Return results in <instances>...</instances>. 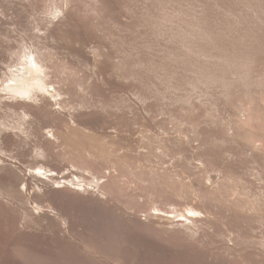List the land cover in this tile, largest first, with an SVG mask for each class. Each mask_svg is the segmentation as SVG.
<instances>
[{
  "label": "rangeland",
  "instance_id": "1",
  "mask_svg": "<svg viewBox=\"0 0 264 264\" xmlns=\"http://www.w3.org/2000/svg\"><path fill=\"white\" fill-rule=\"evenodd\" d=\"M261 95L264 0H0V264H264V210L259 212L264 200L260 206L253 199L246 202V191H240L243 197L238 193L246 178L243 168L257 176L247 173L252 183L261 180L254 187L264 191V113L256 114L264 108ZM246 98L250 111L242 104ZM202 111L210 115L201 117ZM247 112H252L247 114L252 122ZM175 117L186 125L177 124ZM231 120L236 125L243 122L247 129L253 126L250 130L256 135L241 124L234 125L236 129ZM187 122L196 124L188 127ZM176 125L183 133H177ZM191 127L195 131H189ZM228 130L234 135L228 136ZM147 135L163 140L167 147L149 138L156 145L148 144V149L161 145L164 156L155 148L158 157L153 158L154 150L147 155ZM257 140L263 147L256 145L254 150ZM92 149L99 150L98 156ZM252 149L257 150L255 156L247 153ZM118 160L130 166L125 164L126 169ZM133 165L162 178L166 172L175 176H166L169 182L160 176L150 180L148 171L140 167L137 173ZM193 166L197 172L202 168L203 175H194ZM129 169L136 172L135 179ZM159 170H166L165 176ZM224 173L243 182L234 183ZM142 175L152 185L153 179L161 186L169 184L162 192L166 186L170 191L171 185L178 186L175 180L184 184L164 195L156 181L159 188L145 179L144 185L158 193L138 185ZM201 176L213 177L208 185L224 184L223 178L225 183L232 181L234 185L226 183L232 187L239 184L234 189L221 185L227 192L232 189L234 200L226 194L232 208L225 201L226 191H219L218 184L207 186ZM197 179L204 182L198 183L201 189ZM242 185L240 190L246 188ZM253 188L248 187V194H253L249 198H264H257L260 192ZM172 193L187 195L174 199ZM232 201L242 207L234 208ZM222 203L235 209L234 214ZM189 207L196 213L210 210H201L199 219V214H189ZM237 210L248 214L247 222ZM205 211L210 212L207 219Z\"/></svg>",
  "mask_w": 264,
  "mask_h": 264
},
{
  "label": "bare ground",
  "instance_id": "2",
  "mask_svg": "<svg viewBox=\"0 0 264 264\" xmlns=\"http://www.w3.org/2000/svg\"><path fill=\"white\" fill-rule=\"evenodd\" d=\"M259 96H260V95H259ZM262 97H264V96L261 95V97H259L260 100H261ZM239 99H240V98H239ZM250 99H251V98H249V100H248L249 102H253L252 100H255V98H254V99L252 98L251 101H250ZM262 99H263V98H262ZM256 100H258V99H256ZM260 100L257 101V102H260ZM261 101H262V103L264 102V100H261ZM234 102H235V101H234ZM237 102H238V101H237ZM240 102H241V101H240ZM240 102H238V103H240ZM241 103H242V102H241ZM246 103H247V98H246L245 103H242V104L245 106ZM255 103H256V101H255ZM260 103H261V102H260ZM200 104H201V103H200ZM249 104H250V103H249ZM249 104L247 103V106H245L244 108L249 107V106H248ZM201 105H202V104H201ZM231 105H232V104H231ZM243 105H242V106H243ZM251 105H252V104H251ZM251 105H250V107H251ZM258 105L261 106V104H258ZM199 106H200V105H199ZM238 106H240V104H239ZM259 106H257V105L255 106V104H254V107H256V108H258V109H259ZM263 106H264V103H263ZM235 107H236V106H235ZM250 107H249V109H247V110L250 111V109H251ZM254 107L252 106V108H254ZM192 108H193V107H192ZM204 108H205V107H204ZM239 108H242V112H244V110H246V109H243V107H241V106H240ZM206 109H208V108H206ZM209 109H210V108H209ZM258 109H257V110H258ZM187 110H188V109H187ZM211 110H212V109H211ZM236 110H237V109H236ZM253 110H255V109H253ZM253 110H252V111H253ZM190 111H191V109H190ZM259 111H260V112H259ZM259 111H258V113H256V114H260V113H262V111H263V113H264V108H263V110H262V107H261V110H259ZM188 112H189V111H188ZM204 112L206 113L207 110L204 111ZM208 112H209V111H208ZM208 112H207V113H208ZM255 112H256V111H255ZM181 113H182V112H181ZM205 113H204V114H205ZM209 113H210V112H209ZM230 113H231V112H230ZM236 113H237V112H236ZM248 113H249V112L245 113L246 116H247ZM250 113H252V112H250ZM250 113H249V114H250ZM202 114H203V111H202ZM204 114H203V115L200 114L201 117H202V116L204 117V116H205ZM228 114H229V112H228ZM238 114H239V113H238ZM245 114H244V117H245ZM178 115H179V114H178ZM208 115H210V114H206L205 117H207ZM211 115H212V114H211ZM235 115H236V114H235ZM235 115H234V116H235ZM240 115H241V114H240ZM251 115H253V114H251ZM176 116H177V115H176ZM187 116H188V115H187ZM216 116H217V115H216ZM241 116H242V115H241ZM255 116H256V115H255ZM255 116H253V117H255ZM181 117L183 118V116H181ZM196 117H197V116H196ZM201 117H200V119H201ZM210 117H211V116H209V119H210ZM213 117H214V116H213ZM213 117H212V118H213ZM232 117H233V116H232ZM249 117H250V116H249ZM251 117H252V116H251ZM251 117H250V119H251ZM259 117H261V116H259ZM176 118H177V117H175V119H176ZM184 118H185V117H184ZM184 118H183V119H184ZM198 118H199V117H198ZM198 118H197V119H198ZM226 118H227V117H226ZM242 118H243V117L239 118V119H240L239 121H242V120H243ZM246 118H248V116H247ZM246 118H244V119H246ZM179 119H180V118H179ZM187 119H188V118H185L184 121L187 120ZM190 119H192V118H190ZM190 119H189V120H190ZM197 119H196V120H197ZM202 119H203V118H202ZM202 119H201V121H200V120H198V121L203 122ZM206 119H207V118H206ZM241 119H242V120H241ZM248 119H249V118H248ZM250 119H249V120H250ZM258 119H259V118H258ZM258 119H254V120H258ZM263 119H264V118H263ZM263 119H262V120H263ZM172 120H173V119H172ZM176 120H178V118H177ZM180 120H181V119H180ZM196 120L193 119L194 122H195ZM207 120H208V119H207ZM219 120H220V119H219ZM228 120H229V119H228ZM178 121H179V120H178ZM178 121H177V122H178ZM182 121H183V120H182ZM184 121H183V122H184ZM190 121H192V120H190ZM190 121H189V122H190ZM198 121H197V122H198ZM231 121H232V120H231ZM231 121H230V122H231ZM235 121H238V120H235ZM243 121H244V120H243ZM245 121H246V120H245ZM259 121H260V120H259ZM175 122H176V121H175ZM177 122H176V123H177ZM194 122H193V123H194ZM200 122H199V126H200ZM204 122H205V121H204ZM209 122H210V121H209ZM230 122H229V123H230ZM233 122H234V120H233L231 123H233ZM246 122H247V121H246ZM251 122H252V119H251ZM251 122H250V124H251ZM253 122H254V121H253ZM172 123H173V122H172ZM176 123H175V124H176ZM179 123H181V124H179ZM187 123H188V122H187ZM193 123H191V124L188 123V127H189L190 125L192 126ZM205 123H206V122H205ZM258 123H259V122H258ZM262 123H264V122H262ZM81 124H82V123H81ZM84 124H85V123H84ZM177 124H179L180 126H182V125L185 124V123L182 124V122L179 121ZM195 124H196V123H195ZM195 124H194V125H195ZM215 124H216V123H215ZM220 124H222V123H220ZM238 124H241V123L238 122L237 125H238ZM242 124H243V122H242ZM242 124H241L240 127L245 128ZM244 124H245V122H244ZM248 124H249V123H248ZM248 124H247V125H248ZM168 125H169V124H168ZM185 125H186V124H185ZM185 125H184V126H185ZM194 125H193V126H194ZM224 125H225V123H224ZM234 125H236V124L233 123L232 126H234ZM237 125H236V126H237ZM247 125H245V126H247ZM251 125H254V124H251ZM251 125H250V126H251ZM257 125H258V126H257ZM260 125H261V124H260ZM80 126H81V125H80ZM80 126H79V127H80ZM88 126H89V125H88ZM162 126H164V124H163ZM171 126H172V125H171ZM177 126H178V125H176V128H175V129H177V130L180 129V131H177V130H176L177 133H179V132L181 133V131L184 130V129L179 128L180 126L178 127V128H179V129H178ZM184 126H183V128H186V126H185V127H184ZM193 126H192V127H193ZM199 126H198V127H199ZM217 126H218V124H217ZM236 126H234L236 129H237V127L239 128V125H238L237 127H236ZM255 126H257V127L254 128V131H256V129L259 127V124H257V122H256V125H255ZM169 127H170V126H169ZM169 127H168V128H169ZM174 127H175V126H174ZM192 127H191V130H189V131H191V132H192V130H193ZM196 127H197V126H196ZM200 127H201V126H200ZM226 127H227V126H226ZM226 127H225V129H226ZM260 127H262V125H261ZM81 128H82V127H81ZM85 128H86V127H85ZM88 128L90 129V126H89ZM228 128H229V127H228ZM250 128L253 129V126L248 127L249 130H250ZM82 129H83V128H82ZM171 129H172V128H171ZM175 129H174V130H175ZM186 129H187V128H186ZM186 129H185V132H186L189 128H188L187 130H186ZM194 129H195V128H194ZM196 129H197V128H196ZM214 129H215V127H214ZM245 129H247V128H245ZM248 129H247V130H248ZM263 129H264V127H263ZM263 129H262V130H263ZM87 130H88V129H87ZM87 130H86V131H87ZM172 130H173V129H172ZM172 130H170V131H172ZM215 130H217V129H215ZM239 130H240V129H238V131H239ZM242 130L244 131V129H242ZM247 130H245V131H247ZM249 130H248V134H250ZM258 130L260 131V128H259ZM193 131H195V130H193ZM220 131H221V130H220ZM231 131H232V130H231ZM243 131H242V132H243ZM245 131H244V134H245ZM250 131L252 132V130H250ZM147 132H148V130H147ZM166 132H167V130H166ZM185 132H184V135H185ZM198 132H199V131H198ZM200 132H201V131H200ZM226 132H227V131H226ZM229 132H230V130H228V132H227L228 136H230V135L232 134L233 131L230 132V135H229ZM235 132H236V131H235ZM235 132H234V133H235ZM261 132H263V131H260L259 134H261ZM86 133H87V132H86ZM180 133H179V134H180ZM182 133H183V131H182ZM224 133H225V131H224ZM240 133H241V131L238 133L239 136H240ZM253 133L255 134L256 132H252L251 134L254 135ZM92 134H93V133H92ZM147 134H149V133H147ZM153 134H154V133H153ZM186 134H187V133H186ZM192 134H195V133H191V135H192ZM221 134H222V133H221ZM227 134L225 133V135H227ZM248 134H247V137H248ZM94 135H95V134H94ZM141 135H142V134H141ZM144 135H145V134H144ZM149 135H151V134H149ZM169 135H170V134H169ZM187 135H188V134H187ZM187 135H186V136H187ZM217 135H218V134H217ZM233 135H234V134H233ZM233 135H231V136H233ZM235 135H236L235 137L237 138V132H236ZM255 135H256V134H255ZM255 135H254V136H255ZM257 135H258V134H257ZM91 136H92V135H91ZM95 136H96V135H95ZM145 136H146V135H145ZM145 136H144V139H147ZM147 136H148V135H147ZM152 136H153V135H152ZM154 136H156V134H155ZM154 136H153V137H154ZM181 136H182V137H181ZM181 136H180V138H183V134H181ZM213 136H214V135H213ZM228 136H227V137H228ZM239 136H238V137H239ZM242 136L244 137L245 135L241 134V137H242ZM262 136H263V134H262ZM102 137H103V135H102ZM150 137H151V136H148V139H147L148 141L146 140L147 143L144 144V145L147 144V145L145 146L147 149L144 148L143 143L145 142V140L142 139V140L144 141V142L142 143V145H143L142 147H143V149H145V152H146V151H151V150H152V147L150 146L151 148H150V150H149V149H148V148H149V147H148V144H149V145H150V144L153 145L156 141H157L156 143H160L161 145H162V144L164 145L163 140H162V143H161V142H158V140H160V139L156 138L157 136L154 137V139H153V138L151 139ZM158 137H159V136H158ZM177 137H179V136H177ZM214 137H215V136H214ZM227 137H226V138H227ZM243 137H242V138H243ZM250 137H251V139H253L252 136H250ZM256 137H258V136H256ZM263 137H264V136H263ZM263 137H262V140H263ZM140 138H141V137H140ZM142 138H143V137H142ZM149 138L151 139V141L154 140V143L151 142V141H149ZM180 138H179V139H180ZM184 138H185V137H184ZM239 138H240V137H239ZM239 138H238V139H239ZM245 138H246V136L244 137V139H245ZM106 139H107V138H106ZM155 139H158V140L155 141ZM186 139H187V138H186ZM186 139H185V140H186ZM251 139H250V140H251ZM260 139H261V138H259V140H260ZM230 140H231V139H230ZM240 140H241V139H240ZM247 140H248V142H247ZM247 140L245 139V140L243 141V139H242V141H243L244 143H245V141H246L247 143H249V139H247ZM96 141H97V140H96ZM102 141H103V140H102ZM160 141H161V140H160ZM231 141H232V140H231ZM254 141H255V138H254ZM257 141H258V140H257ZM263 141H264V140H263ZM94 142H95V141H94ZM149 142H151V143H149ZM260 142L262 143V141H260ZM96 143H97V142H96ZM99 143H100V142H99ZM230 143H231V142H230ZM250 143H252V142H250ZM167 144H168V143H167ZM100 145H101V144H100ZM154 145H156V144H154ZM161 145H159L160 148L163 146V145H162V146H161ZM232 145H233V144H232ZM237 145H238V144H237ZM247 145H250L249 147L251 148V144H246V146H247ZM256 145H258V146H262V147H263V145H262V144L260 145V143H259V141H258V143L256 142L254 145H253V143H252V147H253L254 150H255ZM97 146H99V145H97ZM157 146H158V145H157ZM246 146H244V147H246ZM258 146H257V149H260V147L258 148ZM159 147H154V148H155V149H158L159 152H161V153H159L158 151L155 152L154 148H153L154 151H153V150H152V151L155 152V154L151 151V152H152V155L154 154V155H153V158H154L155 155H157L156 153H159L158 155H160V157H162V156L165 155L164 153H165L166 151L164 150V152H163V149H162V151H160ZM164 147H167V146L164 145L163 148H164ZM231 147H232V146H231ZM236 147H237V146H236ZM239 147H240V146H239ZM247 147H248V146H247ZM90 148H91V147H90ZM90 148H89V149H90ZM92 148H93V147H92ZM99 148H101V146H99ZM169 148H170V147H169ZM229 148H230V147H229ZM234 148H235V147H234ZM237 148H238V147H237ZM250 148H249V149H250ZM79 149H80V148H79ZM166 149H167V148H166ZM241 149H242V148H241ZM253 149H252V150H247L248 152H247V151H246V152L249 153V151H252V152H254V153H253L254 155H252V156H255L256 153H257V150H256V152H255V151H253ZM262 149H263V148H262ZM80 150H81V149H80ZM80 150H79V151H80ZM95 150H97V149H95ZM104 150H107V149L104 148ZM168 150H169V149H168ZM225 150H226V148H225ZM230 150H232V149H230ZM233 150H234V149H233ZM233 150H232V151H233ZM236 150H237V149H235L234 151H236ZM245 150H246V149H245ZM245 150H244V151H245ZM81 151H83V150H81ZM86 151H87V150H86ZM115 151H116V150H115ZM140 151H143V150H140ZM226 151H227V150H226ZM234 151H233V152H234ZM84 152H85V151H84ZM88 152H89V151H88ZM90 152H91V151H90ZM94 152L97 153V152H99V150H97V152H96V151H94ZM94 152H93V149H92V153H93V154H94ZM100 152H101V150H100ZM108 152L111 154L112 151H111V150H110V151L108 150ZM113 152H114V151H113ZM113 152H112V153H113ZM162 152H163V154H162ZM224 152H225V151H224ZM242 152H243V151H242ZM252 152H251V153H252ZM261 152H263V151H261V149H260V153H261ZM81 153H82V152H81ZM85 153H87V152H85ZM85 153H84V154H85ZM109 153H108V155H109ZM115 153H118L117 155H120L119 151H118V152H115ZM143 153H144V152H143ZM146 153H147V152H146ZM149 153H150V152H149ZM149 153H147V155H148L149 157L152 156V155H149ZM222 153H223V152H222ZM222 153H221V154H222ZM225 153H226V152H225ZM229 153H230V152H229ZM251 153H250V154H251ZM260 153H259V154H260ZM263 153H264V152H263ZM87 154H88V153H87ZM87 154H85V155H87ZM99 154H102V153H99ZM104 154H105L104 157H106V155H107L106 152H103V155H104ZM150 154H151V153H150ZM223 154H224V153H223ZM226 154L228 155V153H226ZM233 154H234V153H233ZM236 154H237V152H236ZM236 154H234V155H236ZM259 154H258V156H259ZM261 154H262V153H261ZM82 155H83V153H82ZM112 155H114V154H111V157H112V158H113L114 156H116V154H115L114 156H112ZM144 155H145V154H144ZM158 155H157V157H158ZM161 155H162V156H161ZM237 155H238V154H237ZM89 156H90L91 158L93 157V155H89V154H88L87 157H89ZM97 156H98V153H97ZM109 156H110V155H109ZM228 156H229V155H228ZM263 156H264V155H263ZM263 156H262V155L259 156L258 159H259V160H262V157H263ZM90 157H89V158H90ZM101 157L103 158V156H99L98 158H101ZM111 157H110V158H111ZM117 157H118V156H117ZM218 157H219V156H218ZM218 157H217V158H218ZM220 157L223 158L224 156H220ZM225 157H227V156L225 155ZM225 157H224V158H225ZM231 157H232V156H231ZM248 157H249V156H248ZM108 158H109V157H108ZM114 158H116V157H114ZM120 158H122V157H119L118 159H120ZM124 158H125V157H124ZM171 158H172V157H171ZM214 158H215V157H214ZM228 158H229V157H228ZM255 158H256V157H255ZM260 158H261V159H260ZM103 159H104V158H103ZM116 159H117V158H116ZM116 159H115V160H116ZM145 159H146V157H145ZM154 159H155V158H154ZM164 159H165V158H164ZM218 159H219V158H218ZM242 159H243V158H242ZM250 159H251V157H250ZM253 159H254V158H253ZM256 159H257V158H256ZM263 159H264V158H263ZM107 160L109 161V159H107ZM111 160H112V159H110V161H111ZM115 160H114V162L117 161V160H116V161H115ZM120 160H121V159H120ZM171 160H172V159H171ZM171 160H170V161H171ZM215 160H217V159L215 158ZM219 160H220V159H219ZM219 160H218V161H219ZM230 160H233V159H230ZM236 160H237V158H236ZM239 160H240V159H239ZM244 160H245V159H244ZM246 160H247V159H246ZM110 161H109V162H110ZM124 161H125V160H124ZM158 161H159V160H158ZM178 161H179V160H178ZM186 161H187V160H186ZM218 161H217V162H218ZM234 161H235V160H234ZM240 161H241V160H240ZM251 161H252V160H251ZM253 161H255V160H253ZM111 162H112V161H111ZM159 162H160V161H159ZM188 162H190V161H188ZM191 162H192V161H191ZM219 162H220V161H219ZM232 162H233V161H232ZM237 162H238V161H237ZM249 162H250V160H249ZM263 162H264V160H263ZM117 163H119V160H118ZM123 163H124V162H123ZM127 163H128V162H126V163H124V164H122V163H119V164H121L122 167H123V165L125 166V164H127ZM132 163H133V162H132ZM132 163H131V164H132ZM134 163H135V162H134ZM134 163H133V164H134ZM155 163H156V162H155ZM238 163H239V162H238ZM112 164L115 165L116 163H113V162H112ZM150 164H151V163H150ZM195 164H196V163H195ZM234 164H235V163H234ZM239 164H241V163H239ZM243 164H245V163H243ZM251 164H252V162H251ZM127 165L130 166V163L127 164ZM141 165H142V164H141ZM158 165H160V163H158ZM178 165H179V164H178ZM224 165H225V163H224ZM118 166H119V165H118ZM129 166H127V167H129ZM133 166H134V165H133ZM143 166H144V165H143ZM152 166H153V165H152ZM152 166H151V167H152ZM196 166H197L196 168H198V165H196ZM249 166H250V165H249ZM263 166H264V165H263ZM120 167H121V166H120ZM135 167H136V166H134L133 168L135 169ZM140 167H141V166H138V168H140ZM153 167H154V166H153ZM165 167H166V166H165ZM187 167H188V165H187ZM189 167H190V166H189ZM200 167H201V165H200ZM200 167H199V168H200ZM230 167H231V166H230ZM237 167H238V166H237ZM239 167L241 168L242 166L239 165ZM254 167H255V166H254ZM256 167H258V166H256ZM125 168H126V166H125ZM131 168H132V167H131ZM138 168L136 167V170H135V171H137ZM149 168H150V167H149ZM149 168H148V169H149ZM179 168H180V167H179ZM193 168H194V166L192 167V173H194L195 171L197 172L198 169L196 170V168H194V169H195V171H194ZM242 168H243V167H242ZM259 168H260V167H259ZM263 168H264V167H263ZM121 169H122V168H121ZM126 169H127V168H126ZM141 169H143V167H141ZM152 169H153V168H152ZM201 169H202V168H200L199 171H200ZM228 169H232V167H231V168H228ZM228 169H226V170H228ZM234 169H237V168L234 167ZM245 169H246L247 171H246ZM124 170H125V169H124ZM129 170H130V172H131V169H129ZM144 170H146L145 167H144L143 171H144ZM153 170H154V169H153ZM169 170H170V169H169ZM177 170H178V169H177ZM183 170H184V169H183ZM183 170H181V171H183ZM224 170H225V169H224ZM237 170H238V169H237ZM241 170H242V169H241ZM257 170H259V169H257ZM135 171H132V172H131V173L133 174L134 179H135V175H134V174L136 173ZM141 171H142V170H141ZM141 171L138 170L137 173H139V172H141ZM146 171H148V172L145 173ZM146 171H145L144 173H145V174H148V173H149L147 176L150 177V178H149L150 180H151L152 178L159 177V176H160L159 179H164V178L167 176V174H168V172H166V170H164V171H165L167 174H166L163 170H159V171L162 172V173L164 172V176H165V174H166V176H165L164 178H162L163 175H159V173H155V171H152V173L154 172V175H153V174H150V173H151L150 170H146ZM173 171H174V170H173ZM175 171H176V170H175ZM193 171H194V172H193ZM199 171H198L197 173H194V175H195V174H198V175H196V176L203 175V172H204V171L202 172V174L200 173L201 171H200V172H199ZM231 171H232V170H231ZM231 171H229V172H231ZM235 171H236V170H234V172H235ZM244 171H245L246 173H245ZM248 171H249V168H248V169H247V168H243V170L241 171V172L243 173V175H245L244 177H246V178L248 177L249 174H252V173H249ZM262 171H263V170H262ZM130 172H129V173H130ZM157 172H158V171H157ZM186 172H187V171H186ZM232 172H233V171H232ZM232 172H231V173H232ZM234 172H233V173H234ZM238 172H239V171H238ZM238 172H235V173H238ZM241 172L239 173V175L241 174ZM250 172H252V171H250ZM255 172H256V171H255ZM170 173H171V172H169V175H168L169 177L167 176L168 178H171L172 175L174 174V172H172L171 174H170ZM247 173H248V175H247ZM157 174H158V176H156ZM199 174H200V175H199ZM210 174H211V173H210ZM210 174H207V173L205 172L204 175H207V176H208V175H210ZM225 174H229V173H224V175H225ZM253 174H254V173H253ZM253 174H252V175H253ZM263 174H264V173H263ZM139 175H141V173H140ZM150 175H151V176H150ZM170 175H171V176H170ZM177 175H178V174H177ZM192 175H193V174H192ZM214 175H215V174H214ZM222 175H223V174H222ZM224 175H223V176H224ZM231 175H232V174H230V176H231ZM234 175H236V174H234ZM234 175H233V176H234ZM246 175H247V176H246ZM143 176L146 177V175H142V177H143ZM152 176H153V177H152ZM174 176H175V174H174ZM211 176H212V175H211ZM253 176H254V175H253ZM260 176H261V175H260ZM136 177H137V176H136ZM145 177L142 178V179H143V182H142V179H141L140 177H137V179L140 178V180H141L142 183H140V182H138L137 180H135V181H137L138 185L140 184V186H141L142 188H143L144 186L147 188V186H148L147 184L152 185L151 183L147 182V179H145ZM167 177H166L167 180H166V179H165V180H166L167 182L171 181V179H168ZM192 177H193V181H195V180H194V179H195L194 176H192ZM201 177H202V178H200V180L203 179V181H205L206 176H204L205 179H204L203 176H201ZM208 177H209V176H208ZM216 177H217V175H216ZM216 177H215V180H216L217 178H218V180H220L219 176H218L217 178H216ZM220 177H221V180H222V176H220ZM225 177L227 178L228 175H227V176L225 175ZM235 177H236V176H235ZM241 177L243 178V176L240 175V178H241ZM249 177H250V175H249ZM249 177L247 178V180H246V178L243 179V180H245L246 183H247L248 180H250ZM251 177H252V176H251ZM262 177H264V176H262ZM173 178H175V177H173ZM173 178H172V179H173ZM177 178H178V177H177ZM189 178H190V177H188V180H189ZM197 178H198V177H197ZM211 178H213V177H211ZM211 178H210V179H211ZM228 178H229V177H228ZM230 178H233V177L231 176ZM230 178H229V179H230ZM236 178H239V176L237 175ZM240 178H239V179H240ZM254 178L257 179V176H256V177L254 176ZM144 179H145L146 182H147V184H145V185H144ZM159 179H158V180H159ZM186 179H187V178H186ZM186 179H185V180H186ZM190 179H191V178H190ZM210 179L207 178L205 183H207V181L210 180ZM223 179L225 180V178H223ZM229 179H228V180H229ZM233 179H234V178H233ZM251 179H253V178H251ZM256 179H254L253 181L255 182ZM258 179H259V178H258ZM150 180H149V181H150ZM153 180L156 181V182H158L157 179H156V180L153 179ZM165 180H162L161 182H163V181H165ZM168 180H169V181H168ZM211 180L213 181V179H211ZM215 180H214V181H215ZM224 180L221 181V183L224 182V184L227 185V187H229L230 185H234V183H241V182H243L241 179H240L241 182H239V180H238V182H234L235 179H234V181H233L232 179H230V180H232L234 183L231 184L232 181H231V182H230V181H229V182H226V183H229V184H230V185H229V184H226ZM228 180L226 179V181H228ZM154 181H152V182H153V185H154ZM172 181H173V180H172ZM193 181H192V182L190 181V182L193 184ZM197 181H198V182H197ZM197 181H196V182H197V183H196V187L198 186V188L201 189V184H200V186H199L198 183L203 182V181H200V182H199V179H197ZM212 181H210V182H212ZM236 181H237V179H236ZM245 181H244V185H245ZM250 181H251V182H249V183L246 184L245 186L242 185V183H241L242 187L244 186V187L247 188V189H246V188H243V189H245V190H243V189L240 190L241 185L238 184V185L240 186V187H238V189H239V190H238V191H239L238 193H240V191H241V192H243V191L245 192V191H246L247 193H246V192H245V193L243 192V193L246 195L244 198H248V199H250V201H246V202H249V203H250V202L252 201L251 199H253V202H252V203H254L255 201H257V202L260 201V204L257 203V202H255L254 204H258V205L262 206V204H261V200H262V199L264 200V198H261V197H260L261 199L259 200V199H256V198H251V197H253V196H251V195H253V194H250V195L248 194V191H249V193H250L251 190H252V189H251V190H250V189L248 190V187H249V188H253V187H254V182L252 183V180H250ZM260 181H261V180H259V182H260ZM146 182H145V183H146ZM173 182H175L174 184L180 182L179 185H178L179 187H181L180 184H184L183 181H181V179H180V180H179V179H178V180H175V181H173ZM181 182H182V183H181ZM215 182H216V183H215ZM215 182H214V184H218V183H219L218 181H215ZM256 182H257V181H256ZM259 182L256 183V186H257V184H259ZM262 182H263V180H262ZM159 183H160V182H158V183H156V184H159ZM163 183H165L164 185L167 184L166 182H163ZM170 183H171V182H170ZM191 183H190V185L188 184L189 187H190V186L192 187L193 185H195V182H194L193 185H192ZM203 183H204V182H203ZM251 183L253 184V186H252V187H251V186H248V187H247V185H249V184L252 185ZM260 183H261V182H260ZM171 184H173V183H171ZM174 184H173V185H174ZM197 184H198V185H197ZM214 184L212 183V184H209V185H208V183H207L206 185H207V186H210V185H211V186H214ZM219 184H220V183H219ZM219 184H218L217 187H219V186L221 187V185H223V187H226V186H224V184H221V185H219ZM262 184H264V183H262ZM135 185H136V183H135ZM138 185H136V186L138 187ZM153 185H152L151 187H153ZM164 185L161 186V183L159 184V186H161V190H159V191L162 192V187H163ZM167 185H169V184H167ZM186 185H187V182H186ZM203 185H204V184H203ZM203 185H202V190L205 189V191H206V193H207V190H208L209 187H206V185H204V186L207 188V190H206V188H205ZM238 185L236 184V185L233 186V187L235 188V187L238 186ZM136 186H134V187H136ZM178 186H177V184H176L175 187H178ZM258 186H259V185H258ZM262 186H263V185H262ZM151 187L149 186L147 189H149V188H150V189H153V188H151ZM154 187H158V185H157V186L154 185ZM169 187H170V186H169ZM173 187H174V186L171 185V191L167 188V186H166V189H164V188H165V187H164L163 190H164V191L167 190V191H168V194H169L170 192H172V191L174 190L175 187H174V188H173ZM189 187H188V188H189ZM196 187H195V188H196ZM203 187H204V189H203ZM223 187L219 188L218 190L220 191V189H223ZM230 187H232V186H230ZM233 187H232V188H233ZM259 187H261V186H259ZM139 188H140V187H139ZM139 188H138V189H139ZM158 188H159V187H158ZM172 188H173V189H172ZM182 188H183V190H184V185H182ZM182 188H178L179 191H180V189H182ZM188 188H187V189H188ZM195 188H194V189H195ZM213 188L216 189V185H215V187H213ZM234 188H233V189H234ZM254 188H255V187H254ZM254 188H253V189H254ZM256 188H257V187H256ZM256 188H255V189H256ZM143 189H144V188H143ZM147 189H146V190H147ZM155 189H156V188H154L153 190H155ZM178 189L176 188L177 191H178ZM192 189H193V187H192ZM209 189H210V188H209ZM215 189H212V190L215 191ZM257 189H258L257 191H258V193H259V192H260V191H259L260 188H257ZM153 190H152V191H153ZM156 190H157V193H158V192H159L158 189H156ZM185 190H186V187H185ZM210 190H211V189H210ZM210 190H209V191H210ZM218 190L216 189V191H218ZM227 190H228L227 188H226V190L223 189L224 192H225V191L227 192ZM231 190H232V189H231ZM231 190H229V191H231ZM236 190H237V188H236ZM260 190H261V189H260ZM140 191H141V190H140ZM144 191H145V190H144ZM164 191H163L162 193H163L164 195H165V194L167 195V191H165V192H164ZM169 191H170V192H169ZM177 191H175V192H177ZM181 191H182V190H181ZM181 191H180V192H181ZM189 191H190V190H189ZM193 191H196V190H193ZM214 191H211V192H214ZM223 191L220 192V193H222V194L219 193L221 197H222V195H223ZM229 191H228L227 193H226V192L224 193V195H225V196L223 195L224 198H225V197L227 198V197H228L227 195H228L229 193H230V194L232 193V192H229ZM142 192H143V191H142ZM153 192H154V191H153ZM173 192H174V191H173ZM180 192H177V194L180 193ZM196 192H197V191H196ZM198 192H199V191H198ZM211 192H210V193H211ZM233 192H234V191H233ZM252 192H254V194H255V191H252ZM263 192H264V191H261V192H260L261 194L259 193V194H258V197H257V196H256V197L259 198V196H261L262 194H263V195H262V197H263V196H264V193H263ZM185 193H186V192H185ZM201 193H202V192H201ZM210 193H209V194H210ZM217 193H218V192H214L215 195H217ZM243 193H242V194H243ZM183 194H184V193H181L180 196L183 195ZM194 194H195V193H193V195H194ZM197 194H198V193H197ZM214 194H213V195H214ZM226 194H227V195H226ZM230 194H229V195H230ZM235 194H236V191H235L234 195H235ZM240 194H241V193H240ZM242 194H241V195H242ZM148 195H149V194H148ZM148 195H146V196H148ZM151 195L153 196V193H152ZM172 195L174 196V195H176V194H175V193H174V194L172 193ZM186 195H187V194L183 195L181 198H182V199H185V198H186V197H185ZM188 195H189V194H188ZM191 195H192V193H191ZM211 195H212V194H211ZM211 195H209V196H211ZM247 195H249V196H251V197L249 198ZM256 195H257V192H256ZM159 196H160V195H159ZM177 196H179V195H176V196L174 197V199H175ZM180 196H179V197H180ZM238 196H239V195H238ZM243 196H244V195H242V197H243ZM149 197H150V196H149ZM163 197H164V196H163ZM165 197H166V196H165ZM165 197H164V198H165ZM167 197H168V196H167ZM183 197H185V198H183ZM189 197H190V196H189ZM211 197H212V196H211ZM213 197H214V196H213ZM229 197H231V195H230ZM254 197H255V196H254ZM171 198H172V197H171ZM191 198H192V196L190 197V199H191ZM219 198H220V197H219ZM234 198H236V200H237V202H238V199L240 198V196H239V197L234 196ZM237 198H238V199H237ZM244 198H242L241 200L243 201ZM159 199H160V198H159ZM177 199H178V198H177ZM182 199H181V200H182ZM193 199H194V198H193ZM199 199H200V197H199ZM199 199H198V200H199ZM213 199H214V198H213ZM229 199H230V198H227V199H225V201L228 200V204H230L229 206H231L232 203H229ZM231 199H233V198L231 197ZM254 199H256V200H254ZM160 200H161V199H160ZM181 200L179 199L178 201L180 202ZM186 200H187V199H186ZM188 200H189V199H188ZM202 200H203V199H202ZM233 200H234V199H233ZM236 200H235V201H236ZM241 200L239 201V203H241ZM244 200H245V199H244ZM246 200H247V199H246ZM258 200H259V201H258ZM263 200H262V201H263ZM155 201H156V200H155ZM170 201H171V199H170ZM182 201H183V200H182ZM182 201H181V202H182ZM184 201H185V200H184ZM203 201H204V200H203ZM206 201H207V200H206ZM222 201H223V199H222ZM235 201H234V202H235ZM232 202H233V201H232ZM234 202H233V203H234ZM243 202H244V201H243ZM246 202H245V203H246ZM158 203H159V202H158ZM163 203H164V202H163ZM163 203H162V204H163ZM170 203H171V202H170ZM184 203H188V204H189V202H187V201L184 202ZM184 203L181 204V205H182V206L185 205ZM200 203H202V202H200ZM203 203H204V202H203ZM220 203H221V202H220ZM226 203H227V202H226ZM249 203H247V204H249ZM262 203H263V202H262ZM162 204H161V205H162ZM210 204H211V203H210ZM222 204H224L225 206L228 205V204H225V203H222ZM236 204H237V203H236ZM236 204L234 203V208H235V205H236ZM159 205H160V204H159ZM179 205H180V204H179ZM193 205H196V203H193ZM193 205H192V207H193ZM202 205H203V204H202ZM207 205H209V203H208ZM237 205H238V204H237ZM241 205H242V204H241ZM241 205H240V207H242ZM243 205H244V204H243ZM245 205H246V204H245ZM258 205H255V206L252 205V206H254V207L257 206V208H258V207H259ZM176 206H177V205H176ZM182 206H181V208L184 209V207H186L187 204H186L185 206H183V207H182ZM189 206H190V205H189ZM198 206H199V205H198ZM229 206H227V209L229 208ZM246 206H247V205H246ZM168 207H169V206H168ZM172 207H173V206H172ZM179 207H180V206H179ZM190 207H191V206H190ZM190 207L188 208V211H189V209L192 208V207H191V208H190ZM216 207H217V206H216ZM219 207H222V206H219ZM238 207H239V205H238ZM238 207H236V208L238 209ZM240 207H239V208H240ZM248 207H250V205H249ZM248 207H247V208H248ZM254 207H253V208H254ZM263 207H264V206H263ZM193 208H194V207H193ZM195 208H197V206H195ZM198 208H199V207H198ZM200 208H201V207H200ZM230 208H232V206H231ZM230 208H229V212H230V211H231L232 213L235 212V211H233V210H235V209L230 210ZM243 208H244V211H245L246 208H245L244 206H243ZM243 208H242V213L244 212V211H243ZM257 208L255 209V211L258 213L257 210H258L260 207H259L258 209H257ZM170 209H171V208H170ZM174 209H176V208L174 207ZM174 209H173V210H174ZM183 209H182V210H183ZM186 209H187V208H185L184 210H186ZM204 209H205V208H203V210H204ZM207 209L210 210L209 208H206L205 210H207ZM248 209H249V208H248ZM251 209H252V208H251ZM179 210H180V209H179ZM191 210H192V209H191ZM191 210L189 211V214L192 213V214L194 215V217H195V214H196V216H197V214H199L197 217H199V219L202 218V217H200V213H201L202 208H201L200 211H199L200 213H196V209H195V211H194V210L191 211ZM203 210H202V211H203ZM212 210H213V212H214V210H216V209H215V208L213 209V207H212ZM220 210H221V209H220ZM246 210H247V209H246ZM261 210L263 211L264 208H262V209L260 208V209H259V212H261ZM171 211H172V210H171ZM174 211L176 212V210H174ZM177 211H178V210H177ZM188 211H187V212H188ZM237 211H238V210H237ZM239 211L241 212V210H239ZM239 211L236 212V213H239ZM182 212L184 213V211H181L180 214H181ZM185 212H186V211H185ZM197 212H198V211H197ZM203 212H204V211H203ZM208 212H209V211H207V212L205 211V214H206V213L208 214ZM213 212H212V213H213ZM216 212H217V210H216ZM229 212H228V214H229ZM245 212L248 213V211H245ZM251 212H252V210H251ZM263 212H264V211H263ZM263 212H262V213H263ZM177 213H179V211H178ZM194 213H195V214H194ZM225 213H226V215H227V212H225ZM225 213H224V215H225ZM232 213H230V215H231ZM249 213H250V210H249ZM262 213H261V214H262ZM184 214L187 215L188 213H184ZM184 214H183V217H184ZM207 214H206V218H205V219L209 218L208 215L210 214V212H209L208 215H207ZM233 214H234V213H233ZM239 214H240V213H239ZM251 214H253V213H250L249 215H251ZM254 214H255V213H254ZM254 214H253L252 216H254ZM201 215L203 216L204 214H201ZM237 215H238V214H237ZM243 215H245V214H243ZM243 215L240 214V216H242V218H244V220H243L241 217H238L239 220H240L241 222H242V220H243V222H244V221L248 218V216H247L248 214L246 215L247 218H246L245 216H243ZM256 215L259 216V214H256ZM256 215H255L254 217H256ZM263 215H264V214H263ZM187 216H188V215H187ZM190 216H191V215H190ZM204 216H205V215H204ZM204 216H203V218H204ZM207 216H208V217H207ZM238 216H239V215H238ZM252 216H250V218H251ZM179 217H180V216H179ZM194 217H193V218H194ZM197 217H196V219H198ZM213 217L216 218V214H215V216H213ZM223 217H224V216H223ZM235 217H237V216H235ZM189 218H190V217H189ZM210 218H212V216H211ZM231 218H232V217H231ZM238 218H237V219H238ZM240 218H241L242 220H241ZM250 218H249V219H250ZM259 218H260V216H259ZM205 219H204V221H207V220H205ZM213 219H214V218H213ZM213 219L210 220V221H213ZM190 220H191V218H190ZM235 220H236V219H235ZM258 220H259V219H258ZM197 221H198V220H196V222H197ZM200 221H203V219H201ZM200 221H199V222H200ZM237 221H238V220H237ZM240 221H239V222H240ZM247 221H248V220H247ZM247 221H245V222H247ZM253 221H254L253 223H254V225H255V221H257V220L253 219ZM207 222H209V221H207ZM241 222H240V223H241ZM249 222H252V218L250 219ZM258 222H259V221H258ZM261 222H262V221H261ZM228 223H229V222H228ZM234 223H235V222H234ZM236 223H237V222H236ZM216 225H217V224H216ZM258 225H260V224H258ZM242 226H243V225H242ZM251 226H253V225H251ZM230 227H231V226H230ZM249 234H250V233H249ZM252 234H253V233H252ZM252 234H251V235H252ZM259 235H260V234H259ZM242 236H245V235H242ZM252 236H253V235H252ZM252 236H251V239L254 238V237H252ZM254 236L257 237L258 235H254ZM258 238H259V237H258ZM254 239H255V238H254ZM262 239H263V237H262ZM247 240H250V238L247 239ZM252 240H253V239H252ZM252 240H250V241H252ZM253 241H256V240H253ZM253 241H252V242H253ZM258 241H259V240H257L256 243H258ZM261 242H262V241H260V243H261ZM208 262H209V261H208Z\"/></svg>",
  "mask_w": 264,
  "mask_h": 264
}]
</instances>
